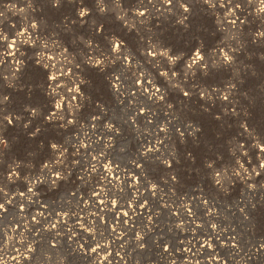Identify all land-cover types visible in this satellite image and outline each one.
<instances>
[{
    "label": "rangeland",
    "instance_id": "1",
    "mask_svg": "<svg viewBox=\"0 0 264 264\" xmlns=\"http://www.w3.org/2000/svg\"><path fill=\"white\" fill-rule=\"evenodd\" d=\"M9 4L19 9L26 6V0H0V11H5ZM121 7L126 10L128 23L115 19L106 21L104 31L109 34V40L113 37L122 40L129 51L137 43L143 44L138 52L146 55L156 41L149 42L147 36L139 40V30L148 32L149 27H160L164 16L170 13L164 11L161 15L157 10L172 6L163 4L162 0H154V4L148 0L143 3L121 0ZM45 11L56 21L74 15L73 8L68 5L59 10L46 7ZM138 11L146 12L145 24H140L145 17H138ZM225 11L217 3L216 11H210L202 18L201 23L206 28L202 32L204 47L201 40L182 34L181 25L170 26L165 34L170 54L182 52L184 60H190L196 48H200L204 55L206 47V58H219L221 49L231 55L230 49L225 47L226 32L222 30V26L230 27L223 19ZM6 14L11 22L6 23L4 31L10 42L24 28L25 20L22 14ZM129 25H134L131 30ZM76 27L87 41L90 37L87 26L81 27L78 22ZM29 35L35 43H27L25 49L20 50L16 61L23 63L19 65V72L15 71L16 61L11 63L3 59L0 64V91L7 89L4 94H10L9 99L13 102V125L8 126L5 134L13 145L8 163H20L24 169L20 172L21 177L31 173L32 170L26 167L30 162L38 172L40 164L44 161L51 163L58 156L52 144H57L60 150L67 148L78 162L64 173L70 174V179L59 182V191L50 193L46 186L37 185L33 188L36 196L28 193V185L23 179L8 181V172L0 165V188H3L0 203H4L7 209L0 213V239H6L5 233L15 228L17 237L23 233L35 249L31 259L26 257L21 264H41V260L44 264H109V261L111 264H197V261L199 264H234L240 257L244 259L242 264H264V248L261 247L264 244V208L261 207L264 204V170H260L261 175L255 178L261 191L249 192L247 184L237 179L225 195L217 193L211 181V170L205 172L204 168L209 156L230 159L224 136L230 138L237 134V130L243 131L239 124L231 128L225 125L222 130L220 122L209 114L214 112L222 116V105L227 101L218 99L209 112L200 109L198 114H178L174 118L166 105L153 104L143 90L152 87L145 78H151V74L144 65L153 57L143 60L130 56L127 66L118 61L120 81L119 91L115 93L110 81H115L116 74L106 77L104 71L107 68L102 71L101 67L94 68L80 62L67 36L57 38L54 33H41L40 28L33 31L30 26ZM93 42L104 45L108 40L96 35ZM6 43L0 42V54L5 52ZM259 46V40L253 43L249 38V54L256 53L253 59L258 70L261 68ZM162 50L157 45V51ZM106 64L115 66L111 64V58ZM14 72L18 81L12 79ZM53 75L55 79H50ZM229 79L222 72L212 83V88L218 89L222 96L228 89ZM10 82L12 87H9ZM164 83L161 77L157 87ZM256 83L250 80L247 87L255 91ZM77 85L83 100L90 103H81L80 94H75L73 103L81 104L77 110L69 112L65 103L62 113L53 115L54 101L60 96L70 99L73 94L68 89ZM48 87L56 92L51 93ZM24 105L39 106L44 110V115L35 122L41 129L36 136L31 135L35 127L25 134L23 125L19 129L14 126L15 116L23 112ZM61 114L64 119L59 118ZM30 115L24 113L25 123ZM254 115L259 117L258 111ZM187 119L201 125L199 144L188 135L191 129L184 126ZM68 120H74V123L69 124ZM3 124L7 121L3 120ZM108 124L114 127L112 134L105 128ZM181 132L187 138L186 145L180 143ZM106 137L112 138L109 147L103 141ZM82 143L87 146H81ZM210 147L212 151H209ZM246 147L252 162L249 164L245 157V165L250 170L253 165L258 168L257 157L264 158V153L252 144ZM143 148H148L150 153L141 156ZM29 152L33 155L29 156ZM163 159H168L171 167L162 163ZM105 165L111 166L110 175L117 178L115 184L107 179ZM152 185L156 186L155 189ZM25 192L31 196L30 200L21 197L20 193L25 195ZM249 197L257 204L256 209L249 204ZM86 228H94L95 234ZM137 234L141 236L137 238ZM205 241H210L212 247L209 248ZM233 242L240 249L238 253L232 247ZM97 244L101 246L97 247ZM93 248L96 251H92ZM37 253L42 254L41 260L37 259Z\"/></svg>",
    "mask_w": 264,
    "mask_h": 264
},
{
    "label": "clouds",
    "instance_id": "2",
    "mask_svg": "<svg viewBox=\"0 0 264 264\" xmlns=\"http://www.w3.org/2000/svg\"><path fill=\"white\" fill-rule=\"evenodd\" d=\"M140 2L143 3V0H140ZM148 2L154 4V0H148ZM162 3L172 7L163 11L157 10L161 15L164 14V11L170 13V15L164 16L160 27L155 29L149 27L148 32H144L143 29L139 30L141 33L139 40L147 36L149 42L156 41V44L151 45V51H147L146 55L143 56L138 52L139 48L144 47L143 44L137 43V46L129 51L127 50L128 46L124 45L122 40L114 37L109 40V34L104 31L106 21L115 19L128 23L126 10L121 7V0H95L94 3L92 0H26V6L19 9L14 4H9L6 6L5 11H0V42H7L8 48L13 49V51L6 54L15 57V53L19 51L18 45L35 43L29 35V26L33 31L40 28L41 33H54L57 38L62 39L67 36L74 51L78 53L77 59L80 62L90 64L94 68L101 67L102 71L107 68V71H104L106 77L116 74L115 81H110L113 87L116 88L119 87L120 81L118 61L127 66L130 63V56L143 60L153 57L154 59L144 65L147 72L151 74V78H145L148 79V83L152 87L151 89H143L153 104H158L161 107L166 105L173 117L176 118L178 114L184 116L189 113L198 114L200 109L209 112V108L216 105L218 99H222L227 101L226 104L222 105L224 109L222 116L216 115L214 112H209V114L215 116L216 120L220 122L219 126L222 130L225 129V125L231 128L234 124H239L240 128L243 129L242 132L237 130V134L230 138L224 136L225 143L229 145L230 159H213L212 156H209L204 162L205 172L211 170V181L217 188V193L223 192L227 195L229 187L237 179L247 184L249 192L261 191L260 188H257L255 178L261 175L260 170H264V158L258 156L259 166L257 168L256 165H253L251 170L245 165L244 158L247 157L248 163L251 164L252 157L249 155L248 147H246L248 144H252L254 147L259 148L260 153H264V0H175V3H173V0H162ZM217 3H219L220 8L226 9L223 19L228 21L230 27L225 28L222 26V30L226 32L225 47L229 48L232 54L230 55L229 51L221 49L222 56L219 58L216 56H207L206 58V47L204 55L201 54L200 48H196L190 60H184L182 52L170 54L171 49L167 45L165 34L170 26L177 24L182 26L180 30L182 34L191 36L193 40H201V46L204 47L202 32L206 31V28L201 20L210 11H216ZM64 5L73 8L74 15L72 17L64 16L56 21L45 11L46 7L59 10ZM205 5H207V8ZM7 12H11L13 16L22 14L25 20L24 28L17 33V38L11 42H8V35L4 31L6 23L11 22L10 17L6 14ZM137 16L145 17V20L140 21V24L146 23L145 11H138ZM37 21L40 22L39 25ZM78 22L81 27L87 26L90 33L87 41L84 40L83 34L77 30ZM217 23H220L219 17ZM133 26L129 25L130 30ZM96 35L103 36L108 40V43L104 45H100L99 42L94 43ZM249 38L252 39L253 43L257 40L260 41L259 62L261 68L259 70L256 67V61L253 59L256 53L249 54ZM157 45L163 50L157 51ZM160 57H163V59H160ZM109 58H111V64L115 66L106 64ZM181 61L184 62L181 63ZM2 63L3 59L0 58V64ZM15 63L17 65L15 71L19 72V65L23 61H16ZM222 72L230 79L227 91L221 96L218 89L212 88V83L220 78ZM141 75L143 76V73ZM161 77L165 83L162 87H157ZM5 79L7 80L8 77H5ZM12 79L19 80L15 72L12 74ZM50 79H55V75ZM153 80H155V83ZM250 80L257 82L255 91L247 87ZM204 85H207V87H204ZM12 86L13 84L10 82L9 87ZM5 90L7 89L0 91V145L3 146L0 148V165L5 166L4 171L8 172V181L23 179L28 185V193L31 196L37 195L36 192H33V188L37 185L46 186L50 193L59 191V182H67L70 179V174L65 175L64 173L69 169V166L78 162L73 159L72 153L67 148L60 150L57 144H52L53 150L59 153L56 159L51 163L44 161L39 165L38 172L30 162L26 167L32 171L23 177H21L20 172L24 169L21 168L19 162L8 163L13 145L5 134L9 129L8 126L13 125V102L9 99L10 94H4ZM68 91L73 94L70 99L65 100L63 96H60L56 100L57 113H62V106L65 103H67L69 112H74L81 106V104L73 103L76 100L75 94H80L81 103L85 105L90 103V101L83 100V94L80 93L78 85L69 88ZM52 92H56V89H52ZM181 93L182 95H180ZM173 97H175V100H173ZM257 111L259 117L254 115V112ZM24 113L31 114L27 123L24 122ZM57 113L53 115H57ZM43 115L44 110H41L39 106L24 105L23 112L15 116L16 124L14 126L19 129L20 125H23L22 131L25 134L29 132L31 127H35L36 130L31 132V135L36 136L41 129L36 126L35 122L39 121ZM59 118L64 119L65 117L61 114ZM3 120H6L7 124H3ZM254 120L255 123H250ZM68 123L73 124L74 120H68ZM184 126L186 129H191L188 135L194 143L199 144L202 139L201 125L187 119ZM221 135H223V131ZM240 137H244V139H240ZM180 138L181 144L186 145L188 143L183 132L180 133ZM81 146L86 147L87 145L82 143ZM209 151H212L211 147ZM28 155L32 156L33 153L29 152ZM191 155V152H189L188 156L191 157ZM221 157H223V153H221ZM161 162L171 167L168 159H163ZM95 168L96 166L93 165L92 170L95 171ZM105 168L110 175L112 172L111 166L105 165ZM8 169H11V171H8ZM17 169H20V171H17ZM151 187L155 189L156 186L152 185ZM0 192H3V188H0ZM20 195L24 196V193H20ZM31 196L26 197V199L30 200ZM248 199L252 209H256L257 204L252 203L253 198L249 197ZM111 203L115 204L116 201ZM21 207L23 206L21 205ZM261 207L264 208V204H261ZM5 211H7L5 204L0 203V213ZM241 211L243 212V208ZM245 219H248L247 215H245ZM80 227L83 228L84 225L81 224ZM252 227H255V224ZM212 228L215 230L216 225L213 224ZM85 230L95 234L94 228H86ZM15 233L16 229L13 228L10 232L5 233L6 239H0V264H13V261H15V264H21V261L26 257L31 259L32 253L35 252L23 233L18 237ZM204 243L209 248L212 247L210 241ZM26 245L27 248H25ZM100 246L97 244V247ZM232 247L236 249L237 253L240 251L235 242H233ZM261 247L264 248V244ZM92 251H96V249L93 248ZM41 256V253H37L38 260H41ZM104 259L106 260L107 256ZM242 262H244V259L240 257L235 260L234 264H242ZM41 264H44L43 260H41ZM109 264H111L110 261ZM197 264H199L198 261Z\"/></svg>",
    "mask_w": 264,
    "mask_h": 264
},
{
    "label": "bare ground",
    "instance_id": "3",
    "mask_svg": "<svg viewBox=\"0 0 264 264\" xmlns=\"http://www.w3.org/2000/svg\"><path fill=\"white\" fill-rule=\"evenodd\" d=\"M17 38V36L15 37V39ZM26 38V37H25ZM14 38L12 39V40H15ZM12 40H10V42L12 41ZM26 44L27 43H23V44H20V45H18V47H19V51H17L16 53H15V57H13V56H11V55H7L6 53H8V52H11V51H13V49H9L8 48V44L6 43V48H5V52H3L2 54H0V58H2V59H5V60H9L11 63H14L16 60H18L19 59V57H20V50H23V49H25V47H26ZM194 54V53H193ZM193 56V55H192ZM192 58V57H191ZM40 59V58H39ZM6 63V62H5ZM13 65V64H12ZM17 67V66H16ZM113 79V78H112ZM50 81V80H49ZM51 82V81H50ZM111 88H112V90L115 92V93H118V91H119V87L118 88H116V87H113V84L111 83ZM110 88V89H111ZM48 91H50L51 93H53L52 92V89L50 88V87H48ZM54 94V93H53ZM146 96L148 97V95L146 94ZM58 99V98H57ZM56 99V100H57ZM155 98L153 97V100H154ZM56 100L54 101V103H53V105H52V107H53V112H52V114H54V113H57V110H56V108H55V102H56ZM62 109H63V106H62ZM58 114H60V113H57V115ZM53 116V115H52ZM55 117V116H54ZM110 126V127H109ZM105 128H106V130H108L109 131V133L110 134H112L113 132H114V127H113V125H110V124H108V125H105ZM103 141H104V143H105V145H106V147H109L110 146V144L112 143V138L111 137H106L105 139H103ZM154 147V146H153ZM150 153V150L148 149V148H143V150L140 152V155L141 156H144V155H146V154H149ZM107 173H105V175H106V177H107V179L109 178L111 181H113L114 182V184H115V182H117V178L115 177V176H112V175H108V171H107V169L105 168V166H104V168H103ZM25 195H26V197L27 196H30L28 193H26L25 192ZM25 195L24 196H21V197H24V199L26 200V197H25ZM185 211H186V209H185ZM187 214V213H186ZM39 217H41V216H39ZM138 235V237L137 238H139L141 235L140 234H137ZM255 250V249H254ZM27 259V258H26ZM217 262V261H216ZM13 264H15V261H13Z\"/></svg>",
    "mask_w": 264,
    "mask_h": 264
}]
</instances>
